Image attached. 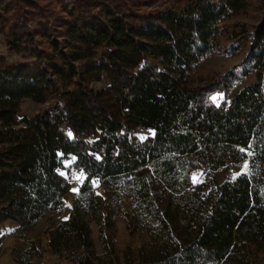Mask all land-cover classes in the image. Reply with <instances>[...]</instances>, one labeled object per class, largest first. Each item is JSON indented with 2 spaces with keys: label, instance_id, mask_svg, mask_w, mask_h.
<instances>
[{
  "label": "trees",
  "instance_id": "16d2710c",
  "mask_svg": "<svg viewBox=\"0 0 264 264\" xmlns=\"http://www.w3.org/2000/svg\"><path fill=\"white\" fill-rule=\"evenodd\" d=\"M254 2L0 0V34L17 56L0 55V227L47 218L48 252L72 264H254L264 253V15L233 21ZM213 53L245 58L194 80ZM25 102L42 108L20 117ZM141 129L155 134L142 140ZM73 159L68 170L86 175L75 194L60 173Z\"/></svg>",
  "mask_w": 264,
  "mask_h": 264
},
{
  "label": "rangeland",
  "instance_id": "374dc122",
  "mask_svg": "<svg viewBox=\"0 0 264 264\" xmlns=\"http://www.w3.org/2000/svg\"><path fill=\"white\" fill-rule=\"evenodd\" d=\"M254 5L244 14L238 16L233 21L246 23L248 26H254L258 24L264 15V8L262 5V0H254ZM68 3H71L72 0H67ZM5 3H2L4 6ZM3 51V52H2ZM0 55L5 56L6 59L10 62L16 59V55L10 54L7 52L6 46V38L2 35L0 36ZM245 58V53H241L235 56L213 53L207 55L202 58L198 66L190 72L191 77L194 80H198L199 78H215L218 76L224 75L226 72L235 68L239 64L243 62ZM253 78H249L246 81L237 84L233 90L229 93L226 92H217L212 95L211 100L216 105H220L223 101L231 99L238 91H240L244 86L251 83ZM96 88H101L103 85L100 83L94 84ZM42 108L41 105L34 104L32 102H25L22 106L20 117L25 115L33 116ZM155 131L152 129H141L138 132V136L140 139L145 140L148 137L154 136ZM74 162L73 160L66 161L64 163L65 169L60 170V173L65 176L71 183V192L78 193L81 185L83 184L86 175L83 172H77L73 170H68L69 167ZM249 165L248 163L239 164L233 171V174L237 175L242 172H248ZM229 176V173L221 169L217 172V181L222 183ZM205 177V174L202 171H195L192 173V181L194 183H200ZM95 188L97 192L101 195H104L105 188L99 182L95 181ZM65 205L66 208L72 207V195H67L65 197ZM123 208L125 211H129L132 209V203L124 197L123 199ZM68 216V211L64 210L61 218L65 219ZM49 224L48 219H42L38 221L31 229L20 230L16 224L12 222H7L2 226L4 230L9 232L10 243L9 245H5V242L2 240L0 244V264H17L16 260H30L32 264H72L62 259L56 255L48 252L49 250V236L46 233L47 226ZM93 230V237L97 248V253L99 255H103L104 250L98 238V230L97 225L93 222L91 224ZM118 236L117 241L119 244V248L123 249L128 235L125 228V223L122 218L118 220ZM36 244L37 246H41L45 253L43 257L37 258L32 257V244ZM254 264H264V253L257 254L253 257ZM122 256L119 264H123ZM105 264L109 263L110 260L108 258L104 259Z\"/></svg>",
  "mask_w": 264,
  "mask_h": 264
},
{
  "label": "crops",
  "instance_id": "0c3cea01",
  "mask_svg": "<svg viewBox=\"0 0 264 264\" xmlns=\"http://www.w3.org/2000/svg\"><path fill=\"white\" fill-rule=\"evenodd\" d=\"M0 36H2L1 34H0ZM3 52V51H2ZM70 208V207H69ZM67 218H68V216H67ZM67 218H65V219H67ZM9 222H11V221H9ZM13 223V222H12ZM15 224V223H14ZM17 225V224H16ZM17 227H18V225H17ZM10 235H9V232H7L6 230H4L2 227H0V239L1 238H3V241L5 242V245H9V243H10V237H9Z\"/></svg>",
  "mask_w": 264,
  "mask_h": 264
},
{
  "label": "built area",
  "instance_id": "2783aa9c",
  "mask_svg": "<svg viewBox=\"0 0 264 264\" xmlns=\"http://www.w3.org/2000/svg\"><path fill=\"white\" fill-rule=\"evenodd\" d=\"M1 2H2V3H5V2H6V0H1Z\"/></svg>",
  "mask_w": 264,
  "mask_h": 264
}]
</instances>
